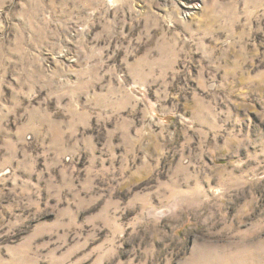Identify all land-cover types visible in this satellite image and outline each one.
I'll list each match as a JSON object with an SVG mask.
<instances>
[{
    "label": "rangeland",
    "instance_id": "1",
    "mask_svg": "<svg viewBox=\"0 0 264 264\" xmlns=\"http://www.w3.org/2000/svg\"><path fill=\"white\" fill-rule=\"evenodd\" d=\"M0 264H264V0H0Z\"/></svg>",
    "mask_w": 264,
    "mask_h": 264
}]
</instances>
